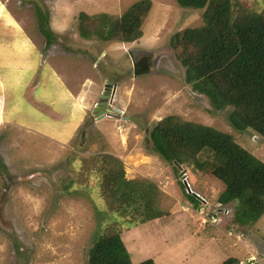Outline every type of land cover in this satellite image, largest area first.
<instances>
[{
	"label": "rangeland",
	"instance_id": "rangeland-1",
	"mask_svg": "<svg viewBox=\"0 0 264 264\" xmlns=\"http://www.w3.org/2000/svg\"><path fill=\"white\" fill-rule=\"evenodd\" d=\"M137 1L0 0V78L17 83L6 96V112L16 109L10 118L25 121L31 114L28 83L51 71L47 62L64 78H73V94L84 106L82 124L63 142L1 119L0 264H87L95 238L115 231L132 263L244 260L251 253L245 254L242 244L263 256L264 213L254 222L239 224L234 219L236 202L219 200L224 189L219 180L194 163L174 166L148 146L153 124L174 115L229 134L264 163V139L251 129H233L229 108L215 110L207 97L192 91L170 48L174 33L202 24L203 9L181 8L175 0H149L141 35L128 42L119 35L102 40L79 32L81 12L114 20ZM231 1L248 11H264V0ZM36 5L47 10L56 35L48 50H43L44 38L37 28ZM90 21L82 24L84 32L93 28ZM139 54L151 65L136 74L131 58ZM106 81L115 83L110 105L120 111L113 113L116 119L93 115ZM15 97L20 101L12 107ZM106 155L121 162L126 179L153 187L152 201L160 217L130 226L107 209L98 184L100 168L112 165ZM209 156H200V161ZM192 193L197 206L189 201Z\"/></svg>",
	"mask_w": 264,
	"mask_h": 264
},
{
	"label": "trees",
	"instance_id": "trees-1",
	"mask_svg": "<svg viewBox=\"0 0 264 264\" xmlns=\"http://www.w3.org/2000/svg\"><path fill=\"white\" fill-rule=\"evenodd\" d=\"M175 2L181 8L203 9L200 26L178 31L169 40L184 68V81L192 91L207 97L215 110L229 108L227 118L233 129H251L264 139V11H248L231 0ZM35 7L37 28L44 38L43 50H48L56 35L49 27L47 10ZM149 8V0L137 1L114 20L106 14L89 17L81 12L78 29L85 38L94 35L111 40L119 35L121 41H132L141 35V20ZM86 21L94 23L90 32L83 30ZM148 146L152 153L174 166L194 163L219 180L224 185L219 200L224 204L236 202L234 219L239 224L254 222L264 213V163L229 134L170 115L150 128ZM205 154L209 158L200 161ZM104 158L112 164L100 168L102 178L98 182L103 187L107 209L130 226L160 217L162 212L152 201L153 187L144 188L141 181L126 179L117 158ZM84 167L88 169L87 165ZM188 198L194 206L198 205L195 196L188 194ZM238 263L235 257H228L220 264ZM87 264L154 262L145 259L132 263L120 233L115 231L95 238L88 250Z\"/></svg>",
	"mask_w": 264,
	"mask_h": 264
},
{
	"label": "crops",
	"instance_id": "crops-1",
	"mask_svg": "<svg viewBox=\"0 0 264 264\" xmlns=\"http://www.w3.org/2000/svg\"><path fill=\"white\" fill-rule=\"evenodd\" d=\"M46 64H48V68H50L51 71L42 73L36 81L32 79L34 82L28 83V85H31L30 100L33 105L31 104V114H29V117L25 121H18V118L15 117L10 118L12 112H15L16 109L10 110V113L6 112V96L17 87V83L1 82L0 78V121L2 119L7 123L19 124L41 135L51 136L63 142L70 139L74 131L82 124L84 114L81 107L84 106L77 100V94H73V87H75V83L72 80L73 78H64L50 63L47 62ZM80 87L81 83L78 89ZM89 91H93L92 87ZM115 96L114 92L112 101L113 99L115 100ZM18 101H20L18 97H15L11 106L16 107L19 103ZM34 104L36 105L34 106ZM36 108L41 110V112ZM45 111L48 113V116L45 115ZM105 116L106 118L111 117ZM112 118L116 119V117L113 116ZM240 246L244 248L245 254L255 251L251 246L249 247L246 244ZM261 253H263L264 257V249Z\"/></svg>",
	"mask_w": 264,
	"mask_h": 264
},
{
	"label": "flooded vegetation",
	"instance_id": "flooded-vegetation-1",
	"mask_svg": "<svg viewBox=\"0 0 264 264\" xmlns=\"http://www.w3.org/2000/svg\"><path fill=\"white\" fill-rule=\"evenodd\" d=\"M131 59H132L133 70H134V73H136V74L137 73H143L144 71H147V69L149 68V65H151L150 61H147L146 58L141 57V54H139V57H137L136 59H134V60H133V58H131ZM109 83L110 84L107 85L106 87H104L103 90L101 91V95H100L101 98H99L98 102L95 103V107H96V104H98V105L99 104L100 105L105 104L104 107H105L106 111L109 110L110 112H112L113 108H111V105L108 106V103H109L108 96L110 94L109 90L111 89L110 91L112 92L113 87L115 86V83H111V82H109ZM114 91H115V89H114ZM98 108H102V106H100ZM94 110H95V108H94ZM112 113H114V112H112ZM105 114H107V113H105ZM93 115H95V114H93ZM112 116H114V115L112 114Z\"/></svg>",
	"mask_w": 264,
	"mask_h": 264
},
{
	"label": "water",
	"instance_id": "water-1",
	"mask_svg": "<svg viewBox=\"0 0 264 264\" xmlns=\"http://www.w3.org/2000/svg\"><path fill=\"white\" fill-rule=\"evenodd\" d=\"M110 83L108 82V81H106L105 82V86H107V85H109ZM114 89H115V86L113 87V90H112V92H110V94H109V96H108V101H109V103H108V106H110V103H111V101H112V98H113V94H114ZM100 105V104H99ZM98 104H96V107H95V110H94V114H95V118L96 119H100V118H102V117H104L105 115H107V116H112V112H116V113H119L120 111L119 110H117V109H115V108H113L112 109V112H110L109 110H107L106 111V109H105V104H101L100 106H102V108H98V107H100ZM105 113H107V114H105ZM177 167H179V168H181L180 167V165H176ZM192 194H194V193H192ZM194 196H196L195 194H194ZM197 197V196H196Z\"/></svg>",
	"mask_w": 264,
	"mask_h": 264
},
{
	"label": "built area",
	"instance_id": "built-area-1",
	"mask_svg": "<svg viewBox=\"0 0 264 264\" xmlns=\"http://www.w3.org/2000/svg\"><path fill=\"white\" fill-rule=\"evenodd\" d=\"M239 264H264L263 256L249 254L244 260H239Z\"/></svg>",
	"mask_w": 264,
	"mask_h": 264
},
{
	"label": "clouds",
	"instance_id": "clouds-1",
	"mask_svg": "<svg viewBox=\"0 0 264 264\" xmlns=\"http://www.w3.org/2000/svg\"><path fill=\"white\" fill-rule=\"evenodd\" d=\"M260 256H262V255H260Z\"/></svg>",
	"mask_w": 264,
	"mask_h": 264
},
{
	"label": "bare ground",
	"instance_id": "bare-ground-1",
	"mask_svg": "<svg viewBox=\"0 0 264 264\" xmlns=\"http://www.w3.org/2000/svg\"><path fill=\"white\" fill-rule=\"evenodd\" d=\"M122 140V139H121Z\"/></svg>",
	"mask_w": 264,
	"mask_h": 264
}]
</instances>
